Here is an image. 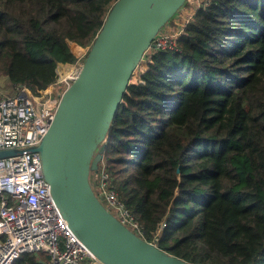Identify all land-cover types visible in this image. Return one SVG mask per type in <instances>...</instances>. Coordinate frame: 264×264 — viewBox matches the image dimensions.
Segmentation results:
<instances>
[{"label": "trees", "instance_id": "1", "mask_svg": "<svg viewBox=\"0 0 264 264\" xmlns=\"http://www.w3.org/2000/svg\"><path fill=\"white\" fill-rule=\"evenodd\" d=\"M115 1L0 0V76L38 95ZM204 1L174 49L144 53L90 175L97 186L105 174L141 237L168 254L264 264V0Z\"/></svg>", "mask_w": 264, "mask_h": 264}, {"label": "water", "instance_id": "2", "mask_svg": "<svg viewBox=\"0 0 264 264\" xmlns=\"http://www.w3.org/2000/svg\"><path fill=\"white\" fill-rule=\"evenodd\" d=\"M186 1L116 0L88 47L79 75L61 94L40 142L0 151V158L39 153L61 216L102 264H192L129 230L104 207L89 182L134 70Z\"/></svg>", "mask_w": 264, "mask_h": 264}, {"label": "built area", "instance_id": "3", "mask_svg": "<svg viewBox=\"0 0 264 264\" xmlns=\"http://www.w3.org/2000/svg\"><path fill=\"white\" fill-rule=\"evenodd\" d=\"M206 4L204 1L203 5ZM175 38L176 35L160 31L153 41L154 48L172 50ZM88 47L73 62L58 60L54 81L38 95L26 85L17 84L13 94L0 97V151L22 150L40 142L53 120L61 94L79 75ZM135 82L143 83L138 78ZM107 183L102 173L100 184L107 203L104 207L128 222L120 220L123 224L135 226L141 237L139 227ZM25 253H45L48 260L40 261L41 264H102L61 216L37 152L0 158V264H13Z\"/></svg>", "mask_w": 264, "mask_h": 264}, {"label": "rangeland", "instance_id": "4", "mask_svg": "<svg viewBox=\"0 0 264 264\" xmlns=\"http://www.w3.org/2000/svg\"><path fill=\"white\" fill-rule=\"evenodd\" d=\"M204 0H187L184 5L175 13L174 15V25H165L160 31L163 33H168L170 35H177L183 24L186 23L191 17L194 12V10L203 4ZM78 47L81 48L75 44H73L71 47ZM83 51L84 48H81ZM74 56L76 54L73 51ZM137 79V76H133L132 82H135ZM15 92V86L12 85L11 83L8 82V80L4 76H0V97L6 96V95H11ZM96 156V153L94 154V157ZM95 176L94 175H89V182L91 184V187L94 191V193L98 196V199L100 202L104 205L107 206V203L105 201L104 197V192L103 189L101 188L102 185L100 184V179H99V185L96 186V183L94 180ZM111 213L113 212L119 220L123 221L124 223H128L122 216H120L116 211H112L110 209ZM140 235V233H139ZM160 235V230L157 231V233L154 235V240L157 239V237Z\"/></svg>", "mask_w": 264, "mask_h": 264}, {"label": "bare ground", "instance_id": "5", "mask_svg": "<svg viewBox=\"0 0 264 264\" xmlns=\"http://www.w3.org/2000/svg\"><path fill=\"white\" fill-rule=\"evenodd\" d=\"M129 230H131L133 233L138 234V230L135 226L131 224H124Z\"/></svg>", "mask_w": 264, "mask_h": 264}, {"label": "crops", "instance_id": "6", "mask_svg": "<svg viewBox=\"0 0 264 264\" xmlns=\"http://www.w3.org/2000/svg\"><path fill=\"white\" fill-rule=\"evenodd\" d=\"M80 50H82V49L80 48ZM71 51H72V53H73V47H71ZM81 52H82V51H81ZM81 52H80V53H81ZM80 53H79V54H80Z\"/></svg>", "mask_w": 264, "mask_h": 264}]
</instances>
